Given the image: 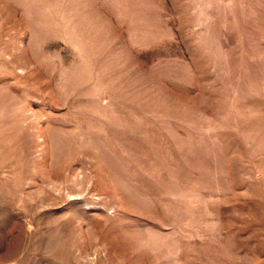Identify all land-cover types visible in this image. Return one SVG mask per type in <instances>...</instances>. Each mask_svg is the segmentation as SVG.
Masks as SVG:
<instances>
[{"label": "rangeland", "instance_id": "1", "mask_svg": "<svg viewBox=\"0 0 264 264\" xmlns=\"http://www.w3.org/2000/svg\"><path fill=\"white\" fill-rule=\"evenodd\" d=\"M0 264H264V0H0Z\"/></svg>", "mask_w": 264, "mask_h": 264}]
</instances>
